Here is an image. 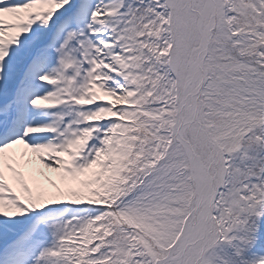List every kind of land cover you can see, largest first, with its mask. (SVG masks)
Returning a JSON list of instances; mask_svg holds the SVG:
<instances>
[{
  "label": "snow or ice",
  "instance_id": "obj_1",
  "mask_svg": "<svg viewBox=\"0 0 264 264\" xmlns=\"http://www.w3.org/2000/svg\"><path fill=\"white\" fill-rule=\"evenodd\" d=\"M0 264H264V0H0Z\"/></svg>",
  "mask_w": 264,
  "mask_h": 264
}]
</instances>
